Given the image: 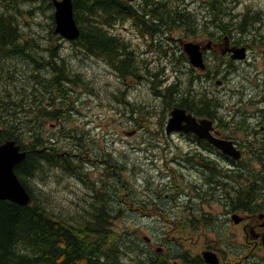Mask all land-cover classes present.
<instances>
[{
	"label": "flooded vegetation",
	"instance_id": "af4514ba",
	"mask_svg": "<svg viewBox=\"0 0 264 264\" xmlns=\"http://www.w3.org/2000/svg\"><path fill=\"white\" fill-rule=\"evenodd\" d=\"M6 1L11 5L12 0ZM38 2L40 6L52 5L53 18V0ZM0 3L6 2L0 0ZM176 3L170 0L103 1L106 6L102 19L103 35L108 41L106 48L115 55L100 58L118 76V92H114L116 96H110L122 104L121 114L129 117L131 127H138L130 131L124 129V133L140 135V146L135 143L131 148L138 150L139 161L145 169L136 164L137 156L135 162L131 158L127 161L134 163V175L158 180L156 186L147 181L144 188L138 187L136 212L144 214L146 208L152 211L149 215L163 218L168 224L165 235L169 238V247L180 246L181 252L175 256L176 259L170 255V260L163 246H157L159 249L156 247L155 251L164 256L159 258L172 264H264V15L255 16L246 26L249 33L242 31V35L240 33L241 36L235 39L232 37L236 30H231L230 37L222 36L220 22L215 24L213 31L209 29L200 34L203 39L200 45L210 43V46L202 52L205 67L199 70L203 78H196L202 94H195L185 85L190 63L183 45L189 40L179 20L176 24L180 32H173L171 11L174 5L180 8L178 0ZM49 35L52 37L39 36L42 40L39 61L34 57L38 63L31 68L37 73L38 99L25 98L31 110L38 104L40 115L61 121L60 116L69 118L76 108L74 103L78 101V94L72 86L74 81L77 85V74H73L65 64L66 57L58 50L60 45L51 46L50 38L68 42L75 52L99 56L88 48L79 47L77 39L68 40L54 29ZM28 37L26 34L22 36L23 39ZM236 41L237 46L234 45ZM241 46L245 48L244 55L235 59L233 49ZM214 60L216 65L212 67ZM253 66L247 75L236 76L239 67L245 71ZM206 68L207 71L212 68L216 73L206 74ZM219 69L223 70L221 80L214 82ZM144 77L149 85L144 90L147 94L134 91L133 95L128 86ZM237 77H241L240 90L227 97L230 99L227 104L222 93L228 86L227 82L233 83ZM128 79L135 83H129ZM246 79H253L255 83L245 84ZM173 82L178 91L174 97L166 98L159 94L157 97L162 103L155 100L154 106L148 103L144 106L145 98H156V87L162 90ZM53 84L57 85V96H54ZM207 84H212L215 90H208ZM81 95L85 93L81 92ZM67 98L71 103L65 105ZM175 107L185 111L183 119L178 122L182 128L167 130L166 124ZM143 108L151 123L139 118V125L137 121L135 124V115H140ZM201 120L206 122L201 124ZM188 124L195 125L197 129L201 127L205 132L198 135L189 129ZM44 133L47 135L44 141L54 145L56 134ZM77 141H82V136L77 139L72 135L73 157L78 156L75 154V148L80 146ZM104 156L101 154L99 161H104ZM136 179L138 177H135V182ZM113 185L118 186L119 183L114 180L110 187ZM163 200H168V204ZM113 201L111 209H126ZM175 205L182 210L180 213L172 212ZM207 252L214 255L216 263L208 262L205 258Z\"/></svg>",
	"mask_w": 264,
	"mask_h": 264
},
{
	"label": "trees",
	"instance_id": "16d2710c",
	"mask_svg": "<svg viewBox=\"0 0 264 264\" xmlns=\"http://www.w3.org/2000/svg\"><path fill=\"white\" fill-rule=\"evenodd\" d=\"M103 1L73 0V15L80 31L78 46L90 49L99 57L115 55L106 48L108 41L103 35L102 19L106 8ZM5 2L0 3V71L7 67V63L14 62L13 59L37 64L40 44L35 41L33 33L19 25L16 18L32 13V8L50 10L52 5L40 6L38 0H12L11 5ZM204 4L203 14H207L204 21L208 23V26L204 24L205 32L220 22L223 34L229 37V30L242 32V26L246 29L255 16L261 15L259 13L264 15V12L249 9L230 14L229 8L225 10L224 0H204ZM194 9L174 5L170 10L174 25L179 20L188 35L195 33L202 20V15L199 17ZM240 14L244 20L240 19ZM226 18H230L229 23L223 22ZM23 34L29 37L23 39ZM234 45H238L237 41ZM31 57L37 60H31ZM189 68L191 73L193 68ZM205 70L207 74H215L212 68ZM188 87L195 94H202L197 79L188 80ZM162 90L159 93L166 98L178 93L174 82ZM25 97L24 91L13 96L0 86V143L13 139L25 151V157L14 167V172L31 198L26 206L0 199V264H172L155 257L141 259L135 251H139L138 237L130 243L132 238L113 228L112 220L124 211L111 209L115 195L110 185L96 192L98 194L92 196V202L83 209L63 208L60 211L52 204L54 196L45 189V184L48 180L61 181L77 175L72 164L75 159L70 150L60 152L55 145L44 141L43 123L52 116L40 115L38 108L33 113L29 110L30 115L26 114L22 104ZM59 133L66 135L63 129ZM45 146L52 148H43Z\"/></svg>",
	"mask_w": 264,
	"mask_h": 264
},
{
	"label": "rangeland",
	"instance_id": "374dc122",
	"mask_svg": "<svg viewBox=\"0 0 264 264\" xmlns=\"http://www.w3.org/2000/svg\"><path fill=\"white\" fill-rule=\"evenodd\" d=\"M179 1V7L183 8L186 6H190L191 9L196 8L194 9V12L197 13L199 17L202 15V18L200 17V19L202 20L199 21V26L196 28L195 33H191L190 35L187 34L189 41H192L194 43L196 41H199V43L197 42V45H200V42L203 40L200 34L203 35L205 32L204 24L208 26V23L204 21L207 16L206 13L203 14V10H205L204 1ZM170 2L177 4V0H170ZM224 4V7H226L225 10L229 8L230 14L243 13L244 11H246V9L254 12H264V0H224ZM32 11V13H24L23 15H18L16 19L18 20L19 25L24 28V30L30 31L34 34L35 41L40 44V42H42L39 37L40 35H43V38L45 36L52 37L49 35L51 27L54 28V22L51 16L52 10H36L35 8H32ZM259 14L262 15V13ZM198 16L196 15L197 18ZM241 17L243 19H241ZM229 19L230 18H226V20H224L223 22L229 23ZM240 19L244 20V16H241V14ZM172 24L173 32L179 33L180 27L177 24ZM242 29L245 32L249 33V30H246L244 26H242ZM210 31H213V29ZM239 31H236V33L234 32L232 38L240 37L242 35V32ZM229 33H231V30H229ZM223 35L229 37L227 34H223L222 32V36ZM50 40L52 41L51 46L55 47L56 45H60L58 50L62 53V55H65V64L72 70L73 74L80 75L79 77L81 79H78L77 77V85H75L74 81L72 86L76 91V94H78V101L77 103H74V106L76 108L72 110V114L68 116L69 118H67L61 110L60 113L64 115L60 116L61 121L56 120L55 118L47 117L43 123L44 129L42 128V138L46 140L47 135L44 132H47L49 134L55 133L56 135H54L56 137V143L54 145L60 150V152L66 150H70L71 152H73L74 150L72 151L71 148L72 135H75L77 139L79 136H82V141H77L80 143V146L78 148H75V154L77 153L78 156H72V158L75 159L72 164L77 175L68 176L67 179H61V181L57 179L48 180L44 186L45 189L50 194H52V196H54L52 204L56 208H59L60 211H62L63 208L71 210L76 207H81L82 209L86 208V205L92 202L91 198L94 194H98L100 191H102L101 189L105 185H112V182H114L115 180L117 183H119V185L112 186V190L115 195L113 203L116 202L118 204H122V206L126 209L124 210V212L117 215V217L112 220L113 228L121 233H126V236L132 238L131 240H129L130 243L134 242L136 236L138 237V239L140 240L138 248L140 252L137 250L135 251L143 260H151L154 259V257H164L161 256V253L155 251V248L157 246H163L165 254H167L168 257L170 255H173V258L176 259L175 256L181 252L182 247H169V238L165 235L166 228L169 227L168 224L164 222V219L156 218L155 215H149L150 213H152V211L146 208H144V214L136 212L135 209L136 207H138V205L135 203L140 191L138 190V187L141 186L142 188H144L147 181L152 182L153 185L156 186L158 180L155 179V177H147L143 179L142 176L134 175L132 171L134 163L129 164L127 161V159L131 158V160L135 162L134 160L137 156L138 163L136 164L138 166L143 165L139 161L138 150L134 151V149L131 148L135 143H139L140 146L141 138L139 134L129 136L127 133H124V129L130 131L137 129L138 127H131L132 124L128 119L129 117L125 118L121 114V110L123 108L122 104H118V102L111 97L116 96L114 95V92H118L119 80L117 74L115 73L113 68L109 64L103 62L100 57H92L84 54L83 52H75L68 42H58L53 38H50ZM44 44L45 39L43 41V45ZM209 46L210 43H207L205 46L200 45L201 53L203 52L204 48H207ZM110 56L112 55L110 54ZM208 57L210 58V56ZM34 59V57H31V60ZM13 61L14 62L7 63V67L4 70L0 71V86H2L3 89H8L13 96L21 93V91H24L26 96L33 97L32 100L34 98L38 99V78L37 73H35V71L31 69L34 68L33 63L30 60V63H27L26 61L21 62L19 59H13ZM210 61L212 62L211 58ZM36 63H38V61ZM215 65L216 61L210 66L214 67ZM190 66L191 65L189 64V67ZM192 68L193 71L191 73H188L187 82L185 81L186 86H188L189 78L196 79L198 78V76L199 79L203 78V76L200 75V73L202 72L201 70H198L194 67ZM252 69H254V66L245 69V71H243V69L239 67L235 74L236 76L240 74L247 75L249 72H251ZM217 71L218 77L214 80V82L216 80H219L221 78L220 76L223 74L222 69H219ZM205 73L207 74V72ZM143 74L144 72L142 71L141 75ZM168 74L169 72L168 70H166V75ZM240 79L241 77H237L235 78L233 83L230 81L227 82L228 86L224 88V92L222 93V95L225 96L226 99L232 92L236 91L237 89L240 90ZM145 80L147 79L144 77L135 83L134 80L128 79L129 83H135L132 86H128V88L132 89L133 95H135L134 91H138V93L142 95L147 94L146 92H144V90L146 86L148 87L149 85ZM244 82H246L245 84L255 83L253 79H251V81H247L246 79L244 80ZM53 85L54 96H57L55 92V87L57 85ZM207 86L208 90H215L212 84H207ZM216 88V90H218V87ZM160 90L161 88L156 87L157 92H160ZM35 91L36 95H33ZM225 91H228L229 93H225ZM81 92L85 93V95L82 96ZM86 93L88 97L86 96ZM159 94L161 95V93L156 94V98L154 100H148V98H145L146 101L144 106H147L146 103H148L150 106H154L156 104L155 100L158 103H162L157 97ZM68 99L69 98H67L65 105L70 102ZM226 99H223V101H226ZM229 101L230 99H227V104H229ZM22 102L23 108L25 111H27L26 114L28 115H30L28 113L29 110L31 111V113H33L34 109L37 110L38 108V106H35L34 109L31 110V106L29 105V102L28 100H26V98L23 99ZM128 103H132L135 105V102L133 101H129ZM147 111H149V108L147 109ZM139 118L143 120L147 119L151 123L150 118H148V114L145 112L144 108L141 110L140 115H135V124L136 121L139 120ZM61 122L63 123V125H60ZM205 122L206 121L204 120V123ZM51 124H54V127H51ZM59 129H63L66 135H62L61 133H59ZM103 153L105 154L104 161L101 162L99 161V159L101 160V158L99 157ZM119 166H121L122 168ZM141 169H145V166H141ZM111 175L113 176V178L111 177ZM135 177H138V179H136V182ZM134 184H136V186H134ZM66 186L68 188H66ZM144 198L145 196H142V199ZM161 199H163V197ZM163 202L164 204H168V200H163ZM169 206L170 205H168L167 208ZM181 211L182 210H180L176 205L172 210L174 214L180 213ZM146 213H148V215H146ZM164 217L166 218L167 216ZM165 225H167V227H165ZM149 239L150 241L145 242ZM124 249H126V247H124ZM158 249L159 247H157V250ZM128 251L134 252V250Z\"/></svg>",
	"mask_w": 264,
	"mask_h": 264
},
{
	"label": "water",
	"instance_id": "95a60500",
	"mask_svg": "<svg viewBox=\"0 0 264 264\" xmlns=\"http://www.w3.org/2000/svg\"><path fill=\"white\" fill-rule=\"evenodd\" d=\"M52 4L54 8V31L68 40L72 41L77 39L80 31L74 19L72 0H53ZM183 50L191 65L199 68L204 67L200 45L188 41L184 43ZM243 55V47L236 48L235 51H233L234 58H242ZM173 112H175V115H173ZM184 113L185 111L183 109L175 107L171 111V117L166 124L167 130L182 128L179 127L178 122L183 119ZM201 121L204 123V120ZM188 127L201 136L205 132L201 131V127L197 129L196 127H191L190 124H188ZM24 157L25 151L21 150L19 144H17L15 140H6L0 144V199L9 200L26 206L31 201L30 195L14 172V167L20 163ZM205 254L210 255L211 261L208 260V262L216 263L213 254L208 252Z\"/></svg>",
	"mask_w": 264,
	"mask_h": 264
},
{
	"label": "bare ground",
	"instance_id": "6f19581e",
	"mask_svg": "<svg viewBox=\"0 0 264 264\" xmlns=\"http://www.w3.org/2000/svg\"><path fill=\"white\" fill-rule=\"evenodd\" d=\"M233 51H235V49H233ZM173 115H175V112H173ZM201 124H202V121H201ZM190 126H191V127H196V126H194L193 124H191ZM209 256H210V255L205 254V258H206L207 260L211 261V259H210Z\"/></svg>",
	"mask_w": 264,
	"mask_h": 264
}]
</instances>
